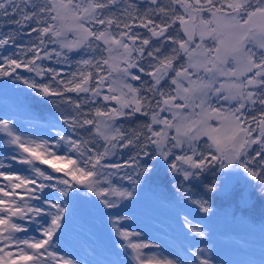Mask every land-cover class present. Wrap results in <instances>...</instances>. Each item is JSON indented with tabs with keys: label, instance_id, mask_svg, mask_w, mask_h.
Instances as JSON below:
<instances>
[{
	"label": "snow or ice",
	"instance_id": "snow-or-ice-1",
	"mask_svg": "<svg viewBox=\"0 0 264 264\" xmlns=\"http://www.w3.org/2000/svg\"><path fill=\"white\" fill-rule=\"evenodd\" d=\"M0 137V264H222L128 206L264 199V0H0Z\"/></svg>",
	"mask_w": 264,
	"mask_h": 264
},
{
	"label": "trees",
	"instance_id": "trees-1",
	"mask_svg": "<svg viewBox=\"0 0 264 264\" xmlns=\"http://www.w3.org/2000/svg\"><path fill=\"white\" fill-rule=\"evenodd\" d=\"M34 108L41 116L48 114L39 105H34ZM167 179L164 169L159 168L153 176L152 183L154 185L164 184L168 189V194L172 196L174 193L168 187ZM195 191L202 194V188L199 186ZM214 207V213L211 216H205L178 200L166 203L151 188H145L140 192L139 198L128 206V211L135 209L151 219H156L162 209L191 214L206 226L214 241L217 239L231 241L239 237L247 241V244L251 243L250 241H263L264 243V199L253 196L248 205L241 207L236 204L235 198L221 197L215 199Z\"/></svg>",
	"mask_w": 264,
	"mask_h": 264
},
{
	"label": "rangeland",
	"instance_id": "rangeland-1",
	"mask_svg": "<svg viewBox=\"0 0 264 264\" xmlns=\"http://www.w3.org/2000/svg\"><path fill=\"white\" fill-rule=\"evenodd\" d=\"M0 140H3L1 137ZM3 141H0V146ZM1 152V147H0ZM181 215L178 212L170 211L168 209H163L160 211L161 220L158 224H154L152 226H148L145 221L136 217L135 222H129L130 230H140V228H144L146 231L151 232L153 235H156L160 238H167L174 235H180L182 232V225H181ZM191 218L194 219L193 223H200V220L195 218L192 215H189ZM137 225L139 227H137ZM82 238L77 234L71 233L66 238L65 243L63 244V248L66 253L74 254V255H81L83 254V250L80 248L79 242ZM213 242V241H212ZM215 242L214 246L216 248V255L217 259L222 261V264H249L251 261L254 264H262L264 258L259 257L258 254L260 250L256 247H252L250 254L245 255L247 252L242 251V246L237 243H227L225 245L219 244L217 245ZM203 247L204 245H199ZM245 253V254H244Z\"/></svg>",
	"mask_w": 264,
	"mask_h": 264
}]
</instances>
